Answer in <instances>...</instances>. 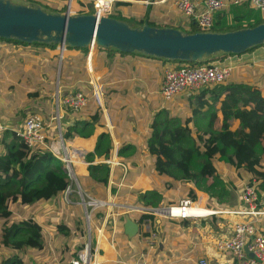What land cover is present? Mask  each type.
Wrapping results in <instances>:
<instances>
[{
	"label": "crops",
	"instance_id": "obj_1",
	"mask_svg": "<svg viewBox=\"0 0 264 264\" xmlns=\"http://www.w3.org/2000/svg\"><path fill=\"white\" fill-rule=\"evenodd\" d=\"M120 1L131 2L130 6L124 7L125 11L139 17L148 15L150 22L154 24V26H169L185 31L192 25L191 19L177 8L175 0ZM78 2L87 5L85 1L73 0L72 10L75 13H77V11L74 7ZM25 4H38L40 6L46 4L51 6L53 12H66L69 0H29V2ZM64 7H66L65 11H61ZM242 7L243 6L240 5H230L216 12L215 22L219 19V13L226 14L223 18V20L227 19L225 22L232 20L234 16L238 14V10L242 9ZM0 43V52L15 51L16 56L12 53L13 56L11 60L15 58V62L13 63H16L17 65L12 67L17 68V73L15 74L13 72L12 76L18 81L25 79V77L30 74L31 70H36V72L38 70L46 71L50 63L55 64L56 61L53 58L58 57L57 59H59L60 57V48L58 46L55 49H51L48 47L16 45V47H19L20 49L29 47L28 51H31V54H27V52H23L24 50H15L14 44L7 42ZM64 55H69L71 59L76 58L78 60H81L83 57L81 50L69 48L64 51ZM215 58L220 62L232 66L233 72L228 81L229 83H247L257 86L264 92V45L253 51L240 55L227 54L223 56L222 54H217L215 55ZM63 61H65V59L59 60L60 66ZM93 61L95 74L101 78L104 86V100L98 101L95 99V109L89 105V109L86 107L84 108L86 110L83 109L84 111L67 112L62 124L65 129V127L74 124L77 120L90 119V116L94 112L95 115L100 112L101 116L99 121L95 123V129L91 136L78 137L74 143L69 144L82 148L85 150L86 154H88L89 152L94 151L98 138L102 133H110L113 144L112 152L116 154V158L118 157L117 152L120 148L126 145L132 146L130 151L125 153L128 156L122 155L121 159L122 163H125L128 168L124 183L125 186L119 188L116 184L112 185V190L114 191H111L113 193L117 192V202L125 206L151 205L148 203H156L155 201H157L156 206L179 203L181 196L177 194L178 192H174L173 197H167L165 194H162L161 191L153 188L151 182L146 180L147 178L151 179V176H153L152 174L157 175V166L160 167L162 165L161 161L157 160L156 156L152 155L148 149V139L152 130L151 124L154 117L160 111L166 110V116L167 113L174 114H171L172 116L170 115L169 118H176L178 115L179 119L186 121L188 127L192 130L193 137H197L198 134L210 131L211 125L215 120L213 108L207 106L202 109L200 113L193 111L192 102L194 101L191 100L190 96L198 94L200 90L196 92L188 91L180 93L168 102H165L162 99L160 90L164 78V72L170 65L171 61L147 57L140 53L121 54L116 52L109 58H106L102 50L98 48L95 55H93ZM86 62L87 59L85 65ZM2 63L3 61L0 63V76L5 73V68H9L7 64H5L6 67H4ZM32 67L36 69H33ZM67 67H73V65L66 66V68ZM76 76H78V74H76ZM85 76L88 78L86 67L84 77ZM84 81H87V79ZM27 89L30 90L29 87ZM1 90L2 88L0 87V91ZM3 95L4 96H2V94L0 95V121L9 122L11 127L7 131L15 132V130H18L23 126L25 117L30 114L31 111H29V108L35 105L33 96L38 99L40 98V93L39 95H34L30 93V91H26V96L29 97L30 100L23 103L20 102L19 97L16 99L13 98L11 102L10 100L12 97H9L7 94ZM212 98L213 97L210 94L206 95V99L211 103ZM226 103V96H222L219 104L225 105ZM43 105H45V113L43 115L49 116L53 111L52 105H46L45 103H43ZM46 107L49 109H46ZM181 108L186 109L184 116L178 113L180 112L178 110ZM218 116L222 119L224 118L222 111L218 112ZM227 120L232 130L238 128L240 124L238 119L231 118ZM48 137L49 143H51L56 150L61 152L60 141L55 126H52L49 130ZM10 140V138L7 139V141ZM144 146L145 150L143 148L139 151V148ZM4 151L5 147L0 133V155ZM130 153L133 154L134 157ZM96 160L100 161L97 157L95 158V161ZM226 166L230 167L229 165ZM238 172L243 173L245 171ZM77 173L87 184V190H89L90 195L93 193V196H95V192H98L97 194H100L101 197L97 195V198L108 197L109 189H111L110 184H108L109 181L105 186H102L96 181H90L89 164L81 162L77 167ZM158 173L160 172L158 171ZM123 174V167H116L112 175L114 182L118 184L121 181ZM160 174L169 176L165 173ZM245 176L249 175L246 173ZM194 184L191 183L188 185L189 188L184 192L186 193L185 198H190L189 190L193 188L197 193V200L195 202L201 200V195H205L202 204L207 208L229 210L228 208H235L238 206V202L241 201L239 197V199L237 198L238 200H236V202H238H235L236 204L230 206V201H217L210 196L207 191L197 188ZM154 191H156L158 195L151 198V196L154 195ZM62 198H64L63 194L48 202L38 201L33 205H20V210H27L29 211V214H31L22 219L32 218L41 228V247H29L25 252H23L22 249L13 248L15 251H18L16 254L18 256L7 260L0 255V264L13 263L15 261L17 262V260H20L22 264H56L58 261L69 260L78 252V250L81 249H78V246L84 243L82 241L84 237L82 234V232L84 233L82 226H85V213L83 206H81L79 212L76 213V211L69 206L70 204L63 202ZM57 200L61 201L62 204L56 206ZM212 204L217 207H211ZM261 204L262 207H264V195H262L260 205ZM153 206L154 205H151V207ZM59 212L61 213V219H64L61 220V222L58 219ZM14 213L15 212H13V214ZM125 215L118 216V230L114 236L113 244L111 243L110 231H108V237L94 239V244L96 242L97 247L100 249V264H132L139 258L144 259L147 264H199V261L202 258H207L210 264H227L231 261L232 256L229 252H223L217 249L215 245L216 239L228 236L238 220L249 219V217L230 214H219L205 218H189L186 220L156 217L154 218V224L160 232L158 245L153 250H147L145 256H142L143 247L138 244L137 237H130L125 232ZM129 216L134 219L140 218L141 214L131 212ZM258 219L259 217L256 218L257 221ZM41 220L47 221L49 224L48 227H41ZM81 221L83 224H81ZM4 223L5 219L2 224ZM58 223H62L65 230H60ZM260 224L263 225L262 230L264 232V215L261 216ZM120 235L123 242L122 247L118 243ZM96 236L97 234L95 233V238ZM67 239L70 242L65 243L67 242ZM70 243L72 244L71 247H69ZM0 253H2V250H0Z\"/></svg>",
	"mask_w": 264,
	"mask_h": 264
},
{
	"label": "trees",
	"instance_id": "obj_2",
	"mask_svg": "<svg viewBox=\"0 0 264 264\" xmlns=\"http://www.w3.org/2000/svg\"><path fill=\"white\" fill-rule=\"evenodd\" d=\"M131 5V2L115 0L113 3V12L111 16L128 22L130 25L142 26L146 23L153 25L149 16H135L126 12L124 7ZM238 14L234 16V21L240 22L247 19V23L229 24L224 27L223 20L226 14H218V20L215 22L211 31L225 32L244 27H254L264 22L261 17H252V6L246 2ZM78 14L91 13L92 8L86 9L81 2L75 5ZM64 7L61 11H65ZM249 17L252 21L249 20ZM231 21V20H230ZM229 22V21H228ZM188 33L197 32L196 23L193 22ZM0 42H7L19 46H37L57 48L56 44H43L34 42L32 44L24 43L15 39L0 38ZM263 46L259 45L249 51ZM77 49L82 52V59H73V67L66 69L67 73L74 70L80 75L81 80H86L85 61L88 55V48H69ZM106 58L116 52L121 54H135L121 52L114 48H100ZM147 57H152L140 53ZM223 56L227 54H222ZM235 55V54H230ZM58 57L53 58L55 61ZM155 58V57H152ZM161 59V58H158ZM168 61L166 59H162ZM77 61V62H76ZM76 62V63H75ZM184 62V61H180ZM201 64L203 62H190ZM64 72V71H63ZM63 74V73H62ZM82 85L81 87H83ZM81 89V88H80ZM83 89V88H82ZM39 95L38 92L32 93ZM210 94L212 103L206 99ZM222 96H226L227 103L219 104ZM193 100V111L200 113L207 106L213 108L214 121L209 132L198 134L193 137L192 130L188 127L186 121L178 117L169 118L166 116V110L160 111L153 119L151 124V135L148 139V149L151 154L156 156L157 160L163 158L162 166H157L160 173L166 175H176V172H182L189 181H195L197 188L209 191L218 186L224 185V178L219 173L216 162L229 165L236 171H245L250 180H256L261 187L259 188V200H262V190L264 191V92L257 86L247 83L227 82L217 85L213 88H203L196 95L190 96ZM95 99H91L90 106L94 105ZM95 106V105H94ZM95 109V108H94ZM222 111L224 118L218 116ZM101 113L95 112L87 120H77L72 125L64 129L63 137L68 143H74L78 137H89L95 129V123L99 121ZM238 119L240 124L236 130H230V124L227 119ZM64 127V126H63ZM5 151L0 155V218L5 219L4 225L0 228V245L15 249L27 250L28 247H41L42 230L32 218L18 219L9 222L8 219L13 215L12 202L16 198L19 205H33L38 201L48 202L53 198L64 194L71 179L62 160L55 157L49 150L41 147L30 148L19 139L15 132H1ZM10 138V141L7 139ZM132 146L126 145L118 150L119 160L122 155L128 153ZM113 144L110 133H102L97 141L94 151L87 154L89 164L90 181L105 186L109 181L110 166L103 162H95L107 159L112 152ZM55 162V165H53ZM83 189L90 194L84 187L83 178L78 175ZM213 182L208 185V180ZM92 193V192H91ZM151 198L158 195L156 191ZM210 194V193H209ZM93 196V193H92ZM189 196L193 201L197 200L196 190L191 188ZM96 197V196H95ZM154 205L156 203L149 202ZM147 205V206H151ZM95 214V212L93 213ZM98 219L104 214V210L96 211ZM145 217V216H141ZM154 219V217H153ZM26 229L30 235L25 240L16 239L19 230ZM94 242V241H93ZM8 264H22L20 260Z\"/></svg>",
	"mask_w": 264,
	"mask_h": 264
},
{
	"label": "built area",
	"instance_id": "obj_3",
	"mask_svg": "<svg viewBox=\"0 0 264 264\" xmlns=\"http://www.w3.org/2000/svg\"><path fill=\"white\" fill-rule=\"evenodd\" d=\"M81 1H91V13L95 14L99 19L103 16H111L115 0ZM72 2L73 0H69L67 8L69 13H75L72 10ZM246 2H250L252 6L253 18L261 17L264 19V0H175V5L191 19L192 24L193 22L196 23L197 31H211L215 25L216 12L227 6L243 5ZM85 6L87 10L90 9L88 5ZM58 47L60 48V59L63 60L64 51L67 48ZM92 53V48L88 47L87 62L85 65L88 74L87 83L90 87L88 92L82 89L68 91L57 86L53 97L52 113L49 116H44L38 112H31L24 120L23 126L15 130L17 137L28 147L33 149L41 147L49 150L55 157L64 162L71 179V184L65 191V197L69 200L68 196L76 192L80 197L78 204L82 205L84 209L88 241L69 260L58 261L56 264H100V249L97 247L96 242L94 244L91 232L92 214L99 210H104V214L101 217L100 225L96 226L97 236L95 239H99L102 236L108 237V231H110L112 244L114 243V236L118 230V216L130 214L131 212H137L141 216H145L132 218L139 225L136 237L138 244L143 247L142 256H145L147 250H153L158 245L160 232L154 224L153 217H165L177 220L205 218L219 214L249 217L246 220H238L234 224L232 232L226 237L217 238L215 245L218 250L231 254V261L227 264H264V232L256 224V218L264 215V209L260 208L259 187L256 180H249L244 184L241 204L229 210L208 208L209 212L204 213L200 208L201 206L196 205V202L191 198H184L179 203L156 207L147 205L125 206L117 202V192H112L114 191L112 190V185L116 184L119 188L125 186L124 183L128 168L118 157L116 158L115 153L111 152L109 158L93 162L95 164L103 162L110 166L108 184H110L111 189H109L108 197L97 198L83 189L78 180L77 167L81 162H85L86 164H90V162L87 161L85 150L71 145L64 140V127L62 122L67 112H79L83 110L89 106L91 99L98 101L104 100V86L101 78L95 74ZM232 72V66L220 62L218 59L216 60L215 55L201 64L171 61L170 65L165 69L160 94L162 99L168 102L180 93L188 91L196 92L203 88H213L217 85L225 84L230 80ZM52 126L56 127L61 152L49 143L48 135ZM10 127L9 122L0 121V133L9 130ZM118 166L123 167L124 174L121 181L117 184L114 182L112 175L114 169ZM132 264H147V262L139 258ZM199 264L210 263L207 258H202Z\"/></svg>",
	"mask_w": 264,
	"mask_h": 264
},
{
	"label": "water",
	"instance_id": "obj_4",
	"mask_svg": "<svg viewBox=\"0 0 264 264\" xmlns=\"http://www.w3.org/2000/svg\"><path fill=\"white\" fill-rule=\"evenodd\" d=\"M0 38L66 48H114L168 61L203 62L217 54L240 55L264 45V22L225 32L188 33L175 27L146 23L132 26L113 16L49 12L38 4L0 0ZM125 232L136 236L139 225L125 215Z\"/></svg>",
	"mask_w": 264,
	"mask_h": 264
},
{
	"label": "rangeland",
	"instance_id": "obj_5",
	"mask_svg": "<svg viewBox=\"0 0 264 264\" xmlns=\"http://www.w3.org/2000/svg\"><path fill=\"white\" fill-rule=\"evenodd\" d=\"M15 1H18L21 3L29 2V0H15ZM85 2L89 6V8H92V2H90V1H85ZM41 6L43 9H45L49 12H53V10L51 9V6L46 5V4H43ZM249 20L252 21L250 17H249ZM233 22L236 24H240V22L247 23L248 21H247V19H245V21L236 22V21H234V19H232L231 21L224 23L223 26L227 27L229 24H232ZM14 46H15L14 47L15 50H17V49L24 50L23 52H27V54H31L30 53L31 51H28L29 47H24V48L22 47L23 49H20L19 47H16V45H14ZM33 50H36V49H33ZM72 52H74V51H72ZM12 53L15 55V51H13V52H9V51L0 52V63H1V61H3L2 64L4 65V67H6L5 64H7L9 66V68L4 69L5 73H3V75L0 76V87L2 88V90L0 91V95L2 94V96H4L3 94H7L9 97H12V99L10 100L11 102H12L13 98L16 99L17 97H19L20 102L23 103L27 100H30L29 97L26 96V91H30V93H33L34 91L39 92L40 98L37 99V98H34V96H33V100L35 101V105H33L29 108L30 109L29 111H31V112H39L41 114H44L45 113V105H43V103H45L46 105L49 104L50 106L53 104V97H54V94L57 90V86H60L63 90H68V91L83 88L82 90H85L86 92H88V90L90 88L87 81L81 80L80 75L76 76L77 73H75L74 70L67 73L66 69L68 67L66 68V66H69V64L74 63L73 59H71L69 57V55H67V56L64 55L63 59H65V61L62 62L61 66L59 65V60H60V57H59V59L56 60L55 64L52 63L53 66L51 63L49 64V67H47L46 71L38 70L36 72V70L35 71L31 70L30 74L28 76H26L25 79L18 81L15 77L12 76L13 72L15 74L17 73V68L12 67V66L17 65L16 63H13V62H15L14 61L15 58H13L11 60V58L13 56ZM48 68H50V69H48ZM33 69H36V68H33ZM20 72H22V71H20ZM59 74H60V77H59ZM43 79L45 80V82ZM82 85H84V86L81 87ZM28 87L30 88V90L27 89ZM94 105H95V103H94ZM94 105H92V108H95ZM89 107L87 109H89ZM46 109H49V108L46 107ZM84 110H86V109H84ZM178 111H180L178 113L182 114V116H184V113H186V109H183V108L179 109ZM171 114L167 113V116L170 117ZM172 115H174V114H172ZM177 117L179 118L178 115H177ZM25 119H26V117H25ZM230 130H232V129L230 128ZM143 148L145 150V146H144L142 148L140 147L139 151H141ZM142 154H143V152H142ZM131 155L133 156V154H131ZM123 156H128V155L123 154ZM160 161L163 164V158H161ZM53 165H55V162H53ZM216 165H217L220 173L222 174V176L224 178V185H218V186L212 188L209 191L210 196H212L217 201H222V200H224L225 202L230 201L231 204L229 202V205L233 206L234 204H236L238 202V201L236 202V200H238L239 197L241 200V195L243 192V186L247 181L250 180L249 176H245L246 175L245 172L242 173V172L235 171L232 168H230L226 165H223L219 162H216ZM263 166H264V156H263ZM244 173H245V175H244ZM152 175H153V176H151L152 180L148 179V178L146 180L151 182V184L153 185V188H156V190L161 191V193L165 194L167 197H173L174 192H176V193L178 192L177 194H179L181 196L179 200L186 197V193H184V192H186L187 188H189L188 185L191 183L192 184L195 183L194 180H192V182L189 181L188 178L182 174V172H176V175H173L174 177L171 175H169V176L162 175V174L158 173V171H157V175H155V174H152ZM212 182L213 181L211 179H209L207 184L210 185ZM70 184H71V182H70ZM83 184H84V187L87 189L88 188L87 184L85 182ZM257 185L259 187V184H257ZM259 188L261 190V187H259ZM97 193L98 192H95V196L98 195ZM262 194L264 195L263 190H262ZM63 195H64V198H62L63 202L70 204L69 206H71L76 211V213H78L79 209L82 206V205L78 204V202L80 201L79 195L76 192L69 195L68 198L70 201L67 200V198L65 197V192ZM98 196L101 197L100 194ZM16 200L17 199L15 198L12 202V210L15 213L12 215V217H10V219H9L10 223L15 221V220L22 219L24 217L26 218V217L31 215V214H29V211H27V210H20V205L18 204V202H16ZM155 202L157 203V201H155ZM239 203L241 204V201L238 202V204ZM61 204H62L61 201H59V200L56 201V206L61 205ZM211 207H217V206H214L212 204ZM260 208L264 209V207H262V204L260 205ZM228 209H233V208L230 207ZM60 216H61V213L59 212L58 213V219L61 222V220H64V219H61ZM260 221H261V216L259 217L257 224H258L259 228L262 230L263 225L260 224ZM3 222H4V219L0 218V225ZM81 224H83L82 221H81ZM84 224H85V226H82V229L84 231V233L82 232V234L84 236L82 241L84 243L80 244L78 246V249L83 248L85 242L88 241L87 234H86L87 223L85 222V220H84ZM2 225H4V224H2ZM2 225L0 226V228L2 227ZM48 225L49 224L47 221L41 220V227L42 226L48 227ZM58 225H59L60 230H65L63 228L62 223H58ZM99 225H100V219H98V216L95 212V214H92V220H91V226H92L91 232H92V236H93V241L95 239V233L97 232L96 226H99ZM73 229H74V227H73ZM71 234L73 235L72 232H71ZM28 236H29V232L26 229H21L18 231V233L16 235V239L25 240ZM66 241L67 242H65V243L70 242L68 239ZM118 243L121 247L123 246V242L121 240V235L118 238ZM71 245L72 244L70 243L69 247H71ZM42 246H43V242H42ZM0 247H1L0 250H2V253H0V255H2L3 258H6L8 260V259H11L15 256H18V255H16L18 253V251H15V249L7 248L4 246H0ZM25 251L26 250H23V252H25ZM19 253H20V251H19ZM24 255H27V254H24ZM31 256H32V254H31Z\"/></svg>",
	"mask_w": 264,
	"mask_h": 264
},
{
	"label": "bare ground",
	"instance_id": "obj_6",
	"mask_svg": "<svg viewBox=\"0 0 264 264\" xmlns=\"http://www.w3.org/2000/svg\"><path fill=\"white\" fill-rule=\"evenodd\" d=\"M91 48L93 50V53L92 54L95 55V52L97 50L96 44H93ZM204 196L205 195H201V197H202L201 200L198 201V202H196L195 204L198 205V206H201L200 208L202 209V212L208 213L209 212L208 211V208L203 207V204H202L203 203ZM102 238H104V237L102 236Z\"/></svg>",
	"mask_w": 264,
	"mask_h": 264
}]
</instances>
